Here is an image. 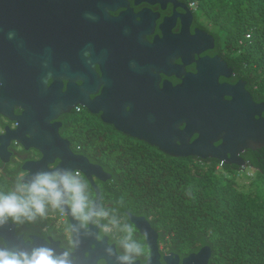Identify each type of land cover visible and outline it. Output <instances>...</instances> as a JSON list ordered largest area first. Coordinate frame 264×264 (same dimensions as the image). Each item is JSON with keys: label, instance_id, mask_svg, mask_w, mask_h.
<instances>
[{"label": "flooded vegetation", "instance_id": "1", "mask_svg": "<svg viewBox=\"0 0 264 264\" xmlns=\"http://www.w3.org/2000/svg\"><path fill=\"white\" fill-rule=\"evenodd\" d=\"M34 1L40 7L56 9L57 17L53 25L47 27L50 34L49 45L55 51L69 53L74 57L69 81L73 86L86 88L87 107L77 105L51 120L52 123L58 122V147L82 154L76 151L71 138L75 124L71 122L67 125L64 121L75 111L83 109L89 120L100 122V128L106 127L103 131L91 130L92 134L127 137L137 149H150L164 154L161 146L166 150L187 146L199 138L198 132L192 131L188 135L185 130L189 113L196 112L199 105L191 110L188 105L179 106L176 96L195 76L196 85L200 89V68L205 67L211 77L202 86L212 90L223 102L230 103L235 97L233 100L237 106L234 109V125L245 132L235 141H247V135H250L248 133L253 136L252 130L257 127L261 136L264 134L263 93H257L253 89L252 82L236 65L234 50L220 41L211 25L206 26L200 20V16L195 13V6L191 7L187 0ZM79 56L83 57L84 62L77 59ZM51 82L52 79H48L47 84ZM67 83V79H60L62 89H65ZM197 99L200 101V91ZM257 104L262 106L256 111L254 105ZM76 107L79 109L76 110ZM22 112V107L14 106L12 117L0 114V137L6 138V142L3 139L4 146L0 140V189L13 186L16 175L21 171L28 173V166L42 157L39 150L25 147L13 137H21L23 130L20 128L15 131L19 124L17 118ZM109 120L119 121L123 128L132 123L136 136L132 137L118 130ZM256 135L257 133L254 136ZM142 136L161 146L144 140ZM223 140L219 134L211 143L219 146ZM64 141L67 142L64 144ZM240 146L241 144L231 146L241 157L240 166L220 162L210 156L191 157L200 162L216 160L244 171L245 168H252L245 155L264 147L252 149ZM89 161L103 169L96 161ZM58 162V158H52L45 161L42 167L51 171ZM92 179L100 191V204L109 207L101 195V189L107 188L105 182L108 179L101 180L96 175H92ZM89 186L95 199V191L90 182ZM119 213L122 212L117 210V214ZM124 214L127 215L126 212ZM66 218L69 223L77 224L70 216ZM77 229L73 233L75 247L70 254V258L75 259V264H116L115 252L109 255L106 251L110 246L115 249V245L107 243L108 236L97 239L98 228L92 224L87 228H79L77 224ZM156 232V250L151 264H181L183 258L200 249L199 246L186 252L173 246L168 238L163 240L159 232ZM137 236L144 239L147 254L137 260L136 264H145L151 257L152 250L139 230ZM0 240L4 242L0 246L16 250L46 245L59 252L60 245L65 248L68 246L62 233L57 230L56 219L40 217L33 221L21 218L20 222H13L9 218L0 224Z\"/></svg>", "mask_w": 264, "mask_h": 264}, {"label": "trees", "instance_id": "2", "mask_svg": "<svg viewBox=\"0 0 264 264\" xmlns=\"http://www.w3.org/2000/svg\"><path fill=\"white\" fill-rule=\"evenodd\" d=\"M234 50L236 65L264 95V0H187ZM74 147L110 174L101 189L109 208L140 214L184 251L209 246L207 264H264V148L249 152L250 174L211 160L137 149L105 130L83 109L64 121ZM78 147V148H77Z\"/></svg>", "mask_w": 264, "mask_h": 264}, {"label": "water", "instance_id": "3", "mask_svg": "<svg viewBox=\"0 0 264 264\" xmlns=\"http://www.w3.org/2000/svg\"><path fill=\"white\" fill-rule=\"evenodd\" d=\"M57 17L56 9L40 7L34 0H0V114L12 117L14 106L23 108L18 116V127L21 137H16L25 147H33L42 153L40 160L28 166L25 179L42 171L45 161L58 158L59 162L54 169H79L89 180L94 191V201L100 205V191L96 187L92 175L105 180L110 174L105 172L99 165L91 163L83 154H75L65 147H58L60 137L57 133L58 122H51L59 114L69 112L77 105L87 107L85 98V86H73L70 83V75L73 69L74 57L69 53L55 51L49 44L50 34L47 30L53 25ZM78 60L84 62L83 57ZM200 68V89L197 79L192 77L188 86L180 89L176 96L179 106L188 105L190 110L199 105L196 112L189 113L185 130L188 135L192 131L199 133L197 140L185 147L166 150L161 144L144 137V140L161 146L165 154L178 157H212L218 161H225L235 165H242L238 152L231 146L241 144L243 147H264V134L261 136L259 127L247 135V141L236 142L237 137L244 135L243 129L234 125V109L237 104L233 99L230 103L223 102L216 97L212 90L204 88L203 82L209 79L210 74ZM65 78L68 83L65 89L61 88L60 79ZM48 79L52 82L48 85ZM200 91V101L198 92ZM204 94H201V92ZM208 92V93H207ZM262 104L254 105L256 111ZM264 106V104H263ZM115 127L135 137L133 124L126 128L120 126L119 121L109 120ZM173 129H176L173 126ZM28 136H24V134ZM257 133L256 136H254ZM220 134L223 143L214 146L211 142ZM5 136L0 137L1 145L4 146ZM155 139V138H153ZM67 141H64V144ZM240 146V147H241ZM0 151L2 147H0ZM53 169V170H54ZM46 171L45 169H43ZM129 219L136 225L140 233L145 236L152 255L145 264H151L156 250L157 232L145 217L127 213ZM74 222V220L71 218ZM78 237V236H77ZM211 255V248L207 245L183 258L181 264H207ZM176 262V259H175Z\"/></svg>", "mask_w": 264, "mask_h": 264}, {"label": "clouds", "instance_id": "4", "mask_svg": "<svg viewBox=\"0 0 264 264\" xmlns=\"http://www.w3.org/2000/svg\"><path fill=\"white\" fill-rule=\"evenodd\" d=\"M26 175L24 171L19 172L13 186L0 189V224L9 218L13 222H20L21 218L28 221L37 217L56 219L57 230L68 246L60 245L59 252L46 245L19 250L0 246V264H75L70 254L76 243L73 233L78 230L77 224L79 228H87L89 224L96 226L97 239L109 237L107 243L115 245V249L110 246L106 251L109 255L115 252L116 264H136L146 256L147 247L144 239L137 236L136 225L124 213L117 214L116 208L98 205L81 170L40 171L27 180ZM67 216L77 224L69 223ZM3 243L0 240V245Z\"/></svg>", "mask_w": 264, "mask_h": 264}, {"label": "rangeland", "instance_id": "5", "mask_svg": "<svg viewBox=\"0 0 264 264\" xmlns=\"http://www.w3.org/2000/svg\"><path fill=\"white\" fill-rule=\"evenodd\" d=\"M211 28L214 29V30H216L217 26L211 25ZM247 172H248L249 175H250V169L245 168L244 171H243V173H242V175H241V178H243V179L246 180V177H248V176H247V175H248Z\"/></svg>", "mask_w": 264, "mask_h": 264}, {"label": "built area", "instance_id": "6", "mask_svg": "<svg viewBox=\"0 0 264 264\" xmlns=\"http://www.w3.org/2000/svg\"><path fill=\"white\" fill-rule=\"evenodd\" d=\"M189 5H190L191 7H194V6H195V3H194V2H190ZM78 109H79V108L76 107V110H78Z\"/></svg>", "mask_w": 264, "mask_h": 264}]
</instances>
